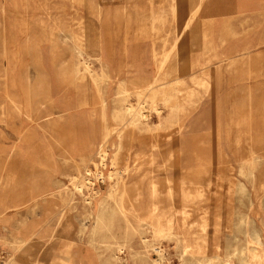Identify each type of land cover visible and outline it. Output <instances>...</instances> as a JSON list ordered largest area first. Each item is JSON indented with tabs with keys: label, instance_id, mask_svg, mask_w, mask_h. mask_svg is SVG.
I'll return each instance as SVG.
<instances>
[{
	"label": "rangeland",
	"instance_id": "rangeland-1",
	"mask_svg": "<svg viewBox=\"0 0 264 264\" xmlns=\"http://www.w3.org/2000/svg\"><path fill=\"white\" fill-rule=\"evenodd\" d=\"M201 2L197 14L191 16V21L188 22L190 24H187V27L184 28V21L186 17L192 14V8L197 0H195V3L194 0H0V87L12 95L19 106L16 109L9 104L0 109V148H10L13 145L19 146L21 136L24 134L31 135L32 144L34 145L29 153L15 154L11 157V162L17 167L16 187L12 188V195L7 196L6 203L8 202L7 204L10 206L17 204V206L9 208L0 216L2 219L0 233L5 236L6 240H12L13 238L12 234L8 232L9 229L22 231L31 221L39 220L41 211L45 207V203L40 205L39 209L41 211L37 210L39 215L37 211L30 212L28 210V203L30 204L31 201L29 189L31 188L32 173L39 170L29 166L28 162H32L37 156L52 155L58 168L55 177L60 179L58 185L62 184L61 188L72 187L71 180L74 179L73 175L78 171H81L84 176H88L85 171V159L90 151L88 144L91 138L90 134L102 122L92 110V103H90L91 105H81L83 99L99 101V98L95 93L97 92L96 85L78 79V73L75 72L76 67L74 68L73 65V56H78V53L75 54L77 49H74L73 42L76 45L80 43L78 49L83 56L87 55L86 52L91 54L99 88L110 107L106 124L112 127L118 124V121L113 119L110 114L112 105L116 104L112 102L113 94L116 91V83L115 81L111 83L108 77L103 79L96 53L102 48V52L110 62V66L108 65L105 70L111 77L121 78L122 74L130 68H136V72L149 75L156 68L159 52L164 47L163 43L173 41L179 33V35L181 34L179 44L186 41L190 47L193 46V52L197 56L203 48L204 37L208 49L214 53L225 56L226 54L245 52L238 56L241 59V72H239L241 80L237 78L238 71L236 69L228 70V65L223 63L220 68L218 64L210 65V71L214 78L208 89L197 86L192 80L188 79L187 81L188 86H191L190 88L197 94V99L194 100L195 102L190 103L185 111L182 128L177 133V144L182 142L185 137L204 140L203 154L209 159L208 162L211 161V164L209 162L211 172L204 178L206 187L202 191V195L188 201L184 211L177 213L178 218L182 221V227L180 229L174 228L173 237L171 238V235L163 240L165 255L163 254L164 258L161 264H200L202 262V264H222L225 261V264H247L246 260H250L252 264H255L251 259L253 256L254 258L264 256V177H262L264 175V0H202ZM173 4L175 5L174 8ZM157 15L162 18L158 19ZM160 20L163 22H158ZM140 28L142 31H140ZM73 33L74 37L80 38H82L83 33H86L90 38L89 49L84 48L81 39H74L72 37ZM164 37H166L165 40ZM221 38L222 40H220ZM94 53L96 55L95 59L93 57ZM184 53L185 51L182 52L183 55L186 54ZM258 54L259 56H257ZM194 71L198 73L197 68ZM100 77L102 78L100 79ZM58 80L63 81L65 85L68 84L67 87L58 86ZM46 81L51 89L52 102L55 105L69 101L73 97V99L75 98L74 101L77 102V107L68 108V113L61 112L62 115L58 117L52 102H44V97L41 96L46 89ZM25 83L35 85L33 87L35 95L32 100L34 101L33 109L31 110L27 108V104L19 95L18 88ZM79 90L83 92L78 93ZM106 91H108V95ZM77 93L78 95H76ZM2 100L3 97L0 93V103H2ZM130 100L135 101L134 97H131ZM217 101H223L220 106L221 115L214 109ZM241 107H246L249 110L251 136L246 137V134H244L242 145L237 147L233 145L236 138L235 132L232 129L227 130V120L232 109L236 110ZM34 110L43 114L39 125H37V121L28 120L27 118L26 113ZM46 113H49L48 116H46ZM55 119H59L60 126L56 129L49 128L51 122ZM5 122L7 123L5 124ZM113 135L115 134L113 133ZM114 138H111V140L117 141ZM166 146L167 144H165ZM127 147L129 148L128 152L120 149L116 150V148L111 150V153L116 151L117 156L120 157L117 166H122L126 162L127 164L130 163L131 168L128 175L125 176L126 180L128 182L135 180L134 182H140L141 185L146 186L148 179L143 176L142 170L135 167L133 158L138 152H150L151 150L143 144L131 143L129 140H127ZM249 154L256 156L252 172L250 167L245 164V158H240ZM126 157L128 160L124 159ZM3 172L5 173V169L0 168V173ZM218 173L223 174V177L230 181L227 182L223 179L219 182L215 180L214 177L218 176ZM120 177V175L113 173L110 180L104 179L102 181V179H99L95 181L91 188H83L81 192L74 191L67 212L62 219L60 218V222L56 223V237L53 239L46 237L44 239L40 249H38L39 256H42L44 250L54 241L70 242V250H75L82 245H90L91 238L94 235L98 247V250H95L103 257H111L110 255L114 253V248L119 242L123 245L121 256L127 258L130 263L135 253L136 256L141 255V257L144 256L147 259L143 260L144 264H158L153 262L158 257L157 253L150 250V246H145L140 239V235L143 234L151 240L153 238L152 231L146 229L143 231L144 233H138L136 230L131 229L125 237L124 231L128 227L121 219L115 205V200L118 199L119 184L122 181ZM39 186V189L44 187L43 181L39 182ZM23 200L29 202L25 203ZM100 200H102V203ZM147 203L148 195L142 194L138 200L139 206L141 205L140 207L143 209L147 206ZM59 208V204L53 203L45 211L44 219L47 224L56 221ZM108 210L110 213H107ZM172 212L169 211L168 214L171 219L175 218L176 215L175 212ZM104 213L106 214L105 217L111 214L115 218V220L110 219L112 223L109 220L111 224L107 225L108 228L100 225L99 222ZM130 219L131 223L136 226L135 216L131 215ZM98 223L99 225L96 226ZM82 227L84 230H82ZM78 230L79 232H77ZM101 234L104 236H101ZM241 243L245 246L241 247ZM107 245L109 246L108 249ZM182 246L183 249L181 250ZM251 247L254 248V252ZM147 249L149 255L145 254ZM182 251L184 254L181 253ZM54 254L60 256L61 253L56 249ZM108 254L110 255L108 256ZM210 254L216 258H210L212 257ZM202 255H204L203 260L201 259ZM81 263L92 264L88 246L83 249Z\"/></svg>",
	"mask_w": 264,
	"mask_h": 264
},
{
	"label": "bare ground",
	"instance_id": "bare-ground-1",
	"mask_svg": "<svg viewBox=\"0 0 264 264\" xmlns=\"http://www.w3.org/2000/svg\"><path fill=\"white\" fill-rule=\"evenodd\" d=\"M201 1L202 0H197V3L192 8V14L190 16L186 17V20L184 21V28H186L188 22L191 21V16L197 14V11L201 7V3H202ZM194 3H195V0H194ZM174 7H175V5L173 4V8ZM184 12H185V10H184ZM157 16H158L157 17L158 19L162 18V17H160V15H157ZM227 20H228V18H227ZM158 22L162 23L163 21L160 20ZM224 25H221V26H224ZM227 26H226V28H227ZM196 29H197V27H196ZM204 29H206V28L204 27ZM143 30H144V28H143ZM140 31H142L141 28H140ZM195 32H197V31H195ZM239 34H240V32H239ZM74 36L75 35L73 33L72 37H74ZM81 36H82V38L74 37V39H76V38L81 39L83 44H84V48L89 49L90 38L87 36L86 33L85 34L83 33ZM180 36H181V34L179 35V33H177V35L173 39V41L163 43L164 47L159 52V58L157 61L156 68L149 75H144L140 72H136L135 71V70H137L136 68H130L126 72H124L125 75L122 74L123 76L121 78L111 77V75L107 72V70H105V68L108 67V65L110 66V62H109L107 56L102 52V50H101L102 48L99 49L98 53H96L97 58H99V62H100L99 66L101 68V72L103 73V76H102L103 79H104V77L105 78L108 77L111 83L113 81H115V83H116V86H115L116 91L112 97V102H114L116 104L112 105V107H111L112 109L110 111L111 112L110 114H111L113 119L118 121V124L116 126H112V127L108 126L106 124L107 113H108V109L110 107L108 106V102L104 98V94H102V91L99 88L97 74L95 72V69L93 68V62L91 61V54H90V52H86L87 55L83 56L81 51L78 49V46L80 43L78 45H76L75 42H73L74 43L73 44L74 49L75 50L77 49L76 51L74 50L76 52L75 54L78 53L77 54L78 56H76V55L73 56V65H74V68L76 67L75 72L78 73V74L76 73L78 75V79H80V81L90 82V83H92V85L93 84L96 85V89H97L96 91L97 92H95V93H97V97L99 98V101H93L91 99H83L81 101V105H87V104L91 105L90 103H92V107H93L92 110L95 112V114H97L99 116V118L101 119V122H102L100 124V126L96 130H94L92 134H90L91 138H90V141L88 142V144L90 146V151H89V154L87 155V157L85 159V161H86L85 171L88 173V176L87 175L84 176V174H82L81 171H78L75 175H73L74 179L71 180L72 187L61 188L62 184L60 186L58 185V183L60 182V179H57V177H55V174L57 173L58 168H57V165L55 162V158L52 155H50V154L45 155V157L43 155L37 156L35 158V160H33L32 162H28L29 166H31L33 168H37L39 170L33 171V173H32V179H31V183H30L31 188L29 189L30 195H31L30 204L28 203L29 201L27 202V200H25V201L23 200V201L25 203L26 202L28 203V205H29L28 210H30V212H32V211L36 212L39 209L40 205H42L43 203H45V207H44L43 211H41L39 209L41 211V216L39 217V220L31 221L27 226L24 227V229H22V231L21 230L17 231L15 229H9L8 228L9 229L8 232L10 234H12V236H13L12 240H6L5 236L0 233V264H82L81 261H82V257H83V249L85 248V246H88V249L90 251L92 264H144L143 260H145L146 258H144V256L141 257V255L136 256L135 253H134L133 257L131 256L132 257L131 263L127 260V258L122 257L121 253H122L123 245L120 244L119 242H117V246L114 248V250H115L114 253L112 255L108 254V256L110 255L111 257H105V256L103 257L102 254L100 255V253L95 250V249L98 250V247L95 243L94 235L91 238L90 245H82L80 248H77L75 250H70V242L54 241L53 244H49L47 249L44 250L42 256H39V254H38V249H40V247H41V245L44 242V239L46 237L51 238V239L56 237L55 236V233L57 232V228H56L57 224L56 223H58V221L60 222V220L64 217L65 213L67 212L68 205L70 204V201H72V199H73V192L76 190L81 192L83 190V188H85V189L91 188V186L94 185L95 181L99 180V179H102V181L104 179L110 180L111 175L113 173L114 174L116 173L118 176L120 175L121 176L120 178L122 180L119 184L120 186H119V192H118V199L115 200V203H116L115 205L117 207L116 210L119 213L121 219L123 220V222L128 227V229H125V231H124L125 237H127L128 233L131 229H133L134 231L136 230L138 233H144L143 231L146 229L152 231V237L153 238L151 240L147 239L143 234L140 235V239L145 246L146 245L150 246V250L157 253L158 257L155 260H153V262L158 263V264H161L163 262V258H164L163 257L164 247L162 244L163 240L168 238L172 234H174L173 233L174 228L180 229L182 227V221L178 218L177 213H182L184 211L186 203L188 201H190L191 199H194V198H198L202 195V191L206 187L205 183H204V180H205L204 178L207 174H209L211 172L210 166H209V162L211 164V161L208 162L209 159H207L203 154L204 140H200V139H197L195 137H188V138L185 137V138H183L182 142H179L177 144V141H178L177 140V133L182 128V125H183L182 120H183V116L185 114V111H186L188 105L197 99V94L195 93V91L192 88H190L191 86L190 87L188 86L187 81H188V79L192 80V82H194L197 86L208 89V87H210L212 85V81L214 78V75H212V73L210 71V65L211 64H218V66L220 68L221 64H223V63H226V65H228V70L229 69H232V70L236 69L238 71V76L237 75L236 76H237V78H240L239 72H241V59L238 56H240L242 53L245 52V51H241V52H237V53L226 54L225 56L214 53L208 49L209 47H208V44L206 43V39L204 37L203 38L204 41L202 43L203 48H202L199 56H197V54L195 55L193 52V49H192L193 46L190 47V45L186 41L179 44V41L181 38ZM140 37H141V35H140ZM83 38H85V39L83 40ZM165 38L166 37H164V40H165ZM185 39H187V38L185 37ZM220 40H222V38ZM260 43H262V42H260ZM70 48H72V47H70ZM184 51L186 53V54L184 53L185 55L182 54V52H184ZM154 53L156 54L157 52H154ZM96 55H95V53L93 54L94 59L96 58ZM257 56H259V54ZM69 58H70V55H69ZM68 68H69V66H68ZM195 68L198 69V73H196V71H194ZM255 69H257V68H255ZM229 73H230V71H229ZM43 75H44V73H43ZM64 75H65V73H64ZM102 77H100V79ZM244 77H242V78H244ZM240 80H241V78H240ZM100 82H102V81H100ZM38 84H39V82H38ZM45 85H46V89L43 92V95H41L42 97H44L43 101L44 102H52L51 89L49 88L47 81H46ZM67 85H65L63 83V81L58 80V86L67 87ZM84 85H85V83H84ZM34 86L31 84L25 83V84H22L18 88L19 95L24 100V103L27 104L26 105V106H28L27 108H29L30 110L33 109L32 105H33L34 101H32V100H33V97L35 96L34 95V88H33ZM85 88H86V86H85ZM80 91H82V90H79L78 93H80ZM35 92H37V91L35 90ZM107 92L108 91H106V94H107ZM0 93L2 94V97H3L2 103H0V109L4 108V105L8 106L9 104H10V106L15 107L16 109L19 108V106L15 102L13 96L8 94V92L5 89L3 90L0 87ZM78 93L76 95H78ZM39 94H37V95H39ZM19 95H17V96H19ZM14 97H16V96H14ZM131 97H134L135 101L133 100V102H132L130 100ZM74 99L72 97L71 100L60 102V103H57L56 105L52 102L54 108L56 109V111L58 113V117H60L62 115L61 112H67L68 108L77 107V105H76L77 102H75ZM243 99H246V98H243ZM223 101H224V99H223ZM94 102H96L97 105ZM222 102L217 101L216 105H214V109L216 110V112H219V114H220V106H221ZM21 104H22V102H21ZM21 106H23V105H21ZM39 106H40V103H39ZM242 106H243V104H242ZM84 107H87V106H84ZM22 108H20V109H22ZM5 112H6V109H5ZM212 112H214V111H212ZM225 112H226V110H225ZM80 113H81V111H80ZM48 114L49 113H46V116H48ZM8 115H9V113H8ZM26 115H27L28 120L30 119V120L37 121V125L40 124V119L43 116V114L40 111H35V110L26 113ZM50 115H51V113H50ZM215 116L217 117V115H215ZM214 120H215V118H214ZM217 122H218V120H217ZM6 123L7 122H5V124ZM227 125H228L227 130L232 129L235 132L236 138L234 140L233 145L240 147L242 145V140H243L242 136L244 134H246L245 135L246 137L251 136L250 113H249L248 108L241 107V108H238L236 110L232 109L231 113L229 114L228 120H227ZM59 126H60L59 119H55L51 122V126L49 128L56 129ZM113 133L115 135H113ZM208 134H210V133H208ZM17 137H18V135H17ZM111 138H114V140H117V141H113V140H111ZM127 140H129L131 143L138 142L139 144H143L144 146H146L147 148H149L151 150L150 152H142L140 150L141 152L136 153L134 155V158H133V162L135 163V167L137 169L142 170L143 176L148 179L146 186L141 185L140 182H134L135 180H133V182H128L126 180L127 178L125 176L128 175V172L131 168L130 163L127 164V162H126L122 166H117L118 159H120V157L117 156L116 151H114V153H111V150L114 148H116V150L120 149L122 151L128 152L129 148L127 147ZM165 144H167L166 147H165ZM33 147H34V145L32 144L31 135L24 134L21 136V141H20L19 146L13 145L10 148H5V149L0 148V168L5 169V173L4 172L0 173V216L3 215L9 208H11V207L15 208V206H17V204L10 206L9 204H7L8 202L6 203L7 196L9 194L12 195V188L14 186L16 187L15 177H16L17 167H16V165H14L11 162V157L15 154L29 153L30 150L33 149ZM38 153H39V151H38ZM250 153H254V152L252 151ZM25 155H27V154H25ZM255 157L252 154H249L245 157H240L242 159L245 158V161H246L245 164H247L250 167L251 172H252V167L254 164ZM208 158H209V156H208ZM124 159L126 160L127 157ZM64 160H66V159H64ZM213 176H215V175L213 174ZM247 177H249V176H247ZM258 177H259V175H258ZM262 177H264V175H262ZM24 179H26V178H24ZM214 179L218 180V181L223 180V179H225L227 182L230 181L229 179L224 178L223 174H221V173H218V176L214 177ZM40 181H43V184H44V187L41 189H39V187H40L39 182ZM211 183H212V181H211ZM218 189H219V187H218ZM111 191H113V190H111ZM244 192H246V191H244ZM107 193H110V192H107ZM113 193H114V191H113ZM21 194H23V193H21ZM142 194L148 195L147 206H145L143 209L140 207L141 205L139 206V204H138L139 197ZM15 195H17V194H15ZM11 197H13V196H11ZM14 198H15V196H14ZM8 199H9V197H8ZM13 200H15V199H13ZM16 200H18V199H16ZM100 201L102 203V200H100ZM53 203L59 204L60 208H59L58 213L56 214V219H55L56 221L53 223L47 224L46 220L44 219L45 218L44 217L45 211L48 210L50 208V205H52ZM18 207H20V206H18ZM112 210H113V208H112ZM169 211H171V212L173 211L176 213L175 218H173V219L170 218V216L168 215ZM226 211H228V210H226ZM98 212H100V211H98ZM37 213H38V211H37ZM101 213H102V211H101ZM107 213H110V211ZM53 214H54V212H53ZM89 214H91V213H89ZM98 214L100 215V213H98ZM226 214H227V212H226ZM38 215H39V213H38ZM105 215L106 214L104 213L103 217L101 216V219L99 221L100 225L107 226L110 223V221L112 223V220H110V219H112L113 216L111 214H108L105 217ZM131 215L135 216L134 222H135L136 226L133 225V223H131V219H130ZM51 216H52V214H51ZM97 217H99V216H97ZM214 218H215V216H214ZM113 219L115 220V218H113ZM121 219H120V221H121ZM1 221H2V219L0 217V223H1ZM244 221H245V218H244ZM42 222H44V223L42 224ZM94 222H96V221H94ZM23 223H25V222H23ZM84 225H86V224H84ZM98 225H99V223L96 226H98ZM220 226H221V224H220ZM106 228H108V226ZM106 228H105V230H106ZM6 229H7V227H6ZM101 229H103V228H101ZM79 230L77 232H79ZM82 230H84L83 227H82ZM105 230H104V232H105ZM110 230H111V226H110ZM235 231H236V229H235ZM246 231H247V229H246ZM104 232H103V234H104ZM109 232H111V231H109ZM179 232L182 233L181 231H179ZM145 233H147V232H145ZM79 235H80V233H79ZM98 236H100V235H98ZM101 236H104V235L101 234ZM106 236H108V235H106ZM172 237H173V235L171 236V238ZM178 239H180V238H178ZM202 239H203V237H202ZM252 239H253V237H252ZM106 242H108V241L106 240ZM248 242H249V240H248ZM180 243H182V242L180 241ZM215 245H217V244L215 243ZM240 245H241V247L245 246V245L243 246L242 243ZM250 245H251V243H250ZM205 246H206V244H205ZM108 247L109 246L107 245V249H108ZM56 249L61 253V254H59L60 256L54 254V250H56ZM182 249H183V246H182L181 250ZM231 249H233V248H231ZM253 249L254 248L251 247L252 251H253ZM188 250H189V247H188ZM240 250H241V248H240ZM148 251L149 250L147 249L145 252L146 255H149ZM181 253H183V251ZM235 253H236V251H235ZM217 254H214V255H217ZM197 255H200V254H197ZM252 255H255V254H252ZM203 256L204 255L201 256V259ZM183 257H184V255H183ZM214 257L212 256L210 258L213 259ZM250 257H249V259H250ZM242 258H243V255H242ZM253 258H254V256H253ZM253 258H251V259H252V261H254L255 264H264V256H262V258L256 257V258H254V260H253ZM235 260H233V261H235ZM196 261H198V260H196ZM220 261H221V258H220ZM222 261H223V259H222ZM242 261H243V259H242ZM246 262H247V264H252V262H250V260H248V261L246 260ZM202 263H200V264H202ZM223 263L225 264L226 261ZM219 264H221V263H219Z\"/></svg>",
	"mask_w": 264,
	"mask_h": 264
}]
</instances>
